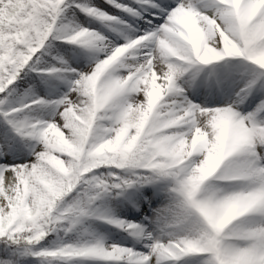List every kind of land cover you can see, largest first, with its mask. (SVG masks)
<instances>
[{
  "label": "snow or ice",
  "instance_id": "1",
  "mask_svg": "<svg viewBox=\"0 0 264 264\" xmlns=\"http://www.w3.org/2000/svg\"><path fill=\"white\" fill-rule=\"evenodd\" d=\"M104 4L132 18V24L87 0H0V122L5 125V135L0 142V199L4 201L0 207V244L4 246L0 249L3 252L0 264H23L27 257L34 258L35 264H210L211 253L199 249L194 242H185L179 253L173 251L172 244L165 242L164 237L173 236L168 231L170 224L182 223L184 219L176 201L170 197L167 203L161 200L160 193L168 189L172 178L162 172L149 173L135 165L120 167L101 163L79 176L73 188V192L83 194L90 205L111 195L127 200L137 211L144 209H139L137 201L129 198V190L138 192L146 185L153 188L160 197L161 206L151 208L147 216H141L142 223L118 218L108 210L93 215L92 218L123 232L125 235L119 240L94 236L93 248L88 253L33 255L41 250L63 249L68 243L67 227L62 226V220L49 221L43 229L46 235L39 242L29 244L24 237L30 233L16 231L10 221L19 208L4 189L14 188L20 170L39 160L47 125L54 121L62 123L59 114L70 106L74 109L81 91L79 83L86 81L90 64L104 59L115 49H123L115 67L120 74L130 77L128 96L136 95L140 81L146 74L154 73L157 89L171 88L170 95L178 101L177 114L187 111L189 115L184 117V123L195 125L199 108L226 105L235 90L238 118L250 128L264 127V67L253 63L264 54V40L254 31L237 29L234 23L238 11L241 16L264 13L261 2L104 0ZM4 5H11L14 11L9 12ZM77 12L100 22L113 34L112 38L95 28L76 23ZM138 21L142 26L137 24ZM198 22L202 27H197ZM81 33L83 35L77 39ZM221 34L235 42L231 50H225ZM53 41L89 50V62L78 69L69 66L58 54L52 55L55 64L42 62L41 58L49 54ZM176 52L182 54L183 59H176ZM228 58L235 59L241 69L237 77L239 86L219 101L202 99L197 103L190 99L181 81L192 86L202 66ZM156 61L160 67L156 66ZM28 73L37 74L41 82H45L47 75H54L63 82L65 90L55 99H46L35 95L32 84L24 80L27 87L18 91L17 81ZM254 95L257 98L252 104L249 97ZM242 105L248 110L245 111ZM8 132L13 135L9 136ZM15 137L25 141L27 156L24 158L14 155L17 151L13 146ZM261 149L264 144L253 142L249 149L252 164L264 166ZM144 200L148 204L150 198ZM51 235L56 236L55 245L49 241L42 245L41 241Z\"/></svg>",
  "mask_w": 264,
  "mask_h": 264
},
{
  "label": "clouds",
  "instance_id": "2",
  "mask_svg": "<svg viewBox=\"0 0 264 264\" xmlns=\"http://www.w3.org/2000/svg\"><path fill=\"white\" fill-rule=\"evenodd\" d=\"M258 2L264 7V0ZM3 7L14 11L11 5ZM234 23L264 40V13L241 16L238 11ZM197 27L202 25L198 22ZM221 39L225 50L235 46L228 36L221 34ZM122 51L115 49L90 64L74 109L70 106L59 114L62 123L47 125L39 160L20 170L14 188L4 189L19 208L10 217L15 230L30 233L24 238L32 244L46 235L43 229L49 221L62 220L68 229L64 248L33 255L90 252L92 238L103 235L86 221L103 210L73 192L76 179L101 163L135 165L172 178L160 196L164 203L169 197L176 201L184 214L182 223L170 224L173 236L164 237L173 251L179 253L185 242H194L211 253L210 264H264V166L252 164L249 152L253 142L264 144V127L250 128L238 118L235 90L228 104L199 108L195 125L184 123L187 111L177 114L171 88L157 89L154 73L146 74L136 95L128 96L130 77L115 67ZM174 55L183 59L179 52ZM253 63L264 67V54ZM181 84L186 90L193 88ZM223 85L221 81L217 87ZM260 156L264 158V149ZM3 203L0 199V207ZM49 243L55 245V235Z\"/></svg>",
  "mask_w": 264,
  "mask_h": 264
},
{
  "label": "rangeland",
  "instance_id": "3",
  "mask_svg": "<svg viewBox=\"0 0 264 264\" xmlns=\"http://www.w3.org/2000/svg\"><path fill=\"white\" fill-rule=\"evenodd\" d=\"M123 2V1H122ZM91 5H95L97 7H102L106 12H109V14L114 16H119L121 19L127 20L128 24H130V20L132 21V18L127 17L124 13L119 12L117 9L111 8L110 6L104 4V0H93ZM75 22L89 28H95L98 32L107 35L110 39L112 38V33H110L100 22H98L95 19H92L90 17H87L79 12L76 13L75 16ZM139 22V21H138ZM137 22V23H138ZM141 23V22H140ZM132 24V23H131ZM64 54L65 57L63 58L69 66L75 67L78 69H82L87 65L89 62L88 57L90 55L89 50L83 49L81 46L71 45L65 43L64 45ZM56 63V61H54ZM221 63V70L223 73L230 76V79H233V82H236V85L234 87H238L237 83V77L239 76L241 69L237 67V62L235 59L228 58L226 61H219V62H213L212 65H217ZM211 65L208 66H202L200 73L197 74L194 82H193V88L190 90H187L186 94L189 96L190 99H192V95H194L196 92H200L202 95H207V92L204 87L210 80L211 76L209 75L208 68ZM37 75V74H36ZM222 76V77H226ZM221 77V78H222ZM35 79L32 81V91L37 96L44 97L46 99H55L59 96L60 93H62L65 90V86L61 80H58L54 75H47V78L45 82H41V79L37 76L34 77ZM181 79H184L182 77ZM223 81L226 80V78L222 79ZM227 81V80H226ZM179 83V81H178ZM18 85V91H23L24 88L27 87V85H21L19 80L17 81ZM183 87L184 85L181 84ZM231 87H225V85L220 86V88L215 89L214 94L216 97H219V100L223 99L224 96L229 93L232 88L233 84L229 85ZM13 100L15 98H12ZM254 99V103H255ZM194 102H196L194 100ZM5 135V125H3L2 122H0V142H2V138ZM9 136H12L13 134L11 132H8ZM14 148L17 150L14 155L18 156L19 158H24L27 156V151L25 148V141H22L19 137L14 138ZM143 188V187H142ZM152 193V192H151ZM120 197H113L111 195L102 197L97 203L100 204L102 210H108L112 215L122 218L125 220H132L135 222L137 221L136 218L138 217H132V216H126V215H116L114 213V209L118 206L117 201H120L122 205L126 208H132L130 204L127 203V200H119ZM160 197L156 195L154 200L149 201L147 205H145L144 211H141L142 213L149 214V211L151 208L156 207L158 204H160ZM141 202H138V205ZM144 206V204H143ZM138 223H141L140 221H137ZM86 225L93 229L97 234L103 235L106 239L110 240H119L120 237L124 236L125 234L121 232L120 230L116 229L114 226L109 225L105 223L102 220H96L94 218H89L86 221ZM107 227L113 228L115 233H107ZM42 245H46L45 242H41Z\"/></svg>",
  "mask_w": 264,
  "mask_h": 264
},
{
  "label": "bare ground",
  "instance_id": "4",
  "mask_svg": "<svg viewBox=\"0 0 264 264\" xmlns=\"http://www.w3.org/2000/svg\"><path fill=\"white\" fill-rule=\"evenodd\" d=\"M123 2H130V0H122ZM130 23H132V21L130 20ZM137 24H141L142 26V23L138 22ZM221 63L217 64V65H211L209 68H208V72H209V69H215V71L212 72V75L211 76V80L202 88L206 90L207 92V95H202L200 92H196L194 95H192V99L195 100L197 103L200 102V100H216V101H219V97L214 94V91L215 89L217 88H220V87H217V85L223 81L222 79L223 78H226L224 82V85L225 87L228 88L229 85H232L233 84V87L236 85V82H233L234 80L233 79H230V76L227 75L225 73L222 72L221 70ZM222 76H226V77H222ZM222 77V78H221ZM257 97L254 95V96H250L249 97V100L251 101L252 104H254V99H256ZM248 102H246L247 104ZM244 106V105H242ZM250 107V105H248ZM245 107V106H244ZM245 111L248 110L247 107L244 108ZM152 192V193H151ZM129 198H132V199H135L137 201V203L140 201L141 203L138 205V208L139 209H144L145 208V200L144 198L145 197H148L150 198V201L151 200H154L155 197H156V194L154 193V190L151 186H144L143 188H141L138 192L135 191V190H129ZM119 200H122L124 201L125 199L121 198ZM117 207L114 209V213L116 215H126V216H132V217H138V215L141 213V211H137V209H133V208H126L122 205V203L120 201H117ZM144 204V206H143ZM114 215V214H113ZM141 219H138V221H140ZM135 221V220H134ZM137 222V221H136ZM107 233H115L114 232V229L113 228H108L107 227ZM107 237V235L105 236Z\"/></svg>",
  "mask_w": 264,
  "mask_h": 264
},
{
  "label": "trees",
  "instance_id": "5",
  "mask_svg": "<svg viewBox=\"0 0 264 264\" xmlns=\"http://www.w3.org/2000/svg\"><path fill=\"white\" fill-rule=\"evenodd\" d=\"M92 1V0H87V2ZM64 45L53 41L52 42V48L49 50V54L43 56L42 62H46V63H51V64H55L54 60H52V55H60L61 57L63 56V52H64ZM35 74L33 73H28L27 76L23 77L22 80H19L21 85H25L24 80H27L29 83H32V81L35 79ZM54 239V235L48 236L45 238V240H43V242L48 243V241ZM42 242V241H41ZM3 244H0V249H3ZM3 255V252H0V256ZM23 264H35V260L32 257H27L23 260Z\"/></svg>",
  "mask_w": 264,
  "mask_h": 264
}]
</instances>
